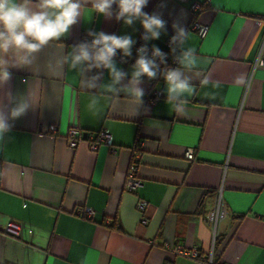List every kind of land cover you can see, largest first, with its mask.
I'll return each mask as SVG.
<instances>
[{
  "label": "crops",
  "instance_id": "obj_1",
  "mask_svg": "<svg viewBox=\"0 0 264 264\" xmlns=\"http://www.w3.org/2000/svg\"><path fill=\"white\" fill-rule=\"evenodd\" d=\"M193 2L203 5L200 12H192ZM90 7L29 68L10 69L0 89V96L28 92L35 104L10 122L0 143V264H264V0H149L143 11L159 13L166 31L147 42L139 21L127 26ZM193 21L209 26L203 37ZM174 22L191 33L199 57L188 73L195 92L183 114L166 102L164 80L145 77L140 105L123 93L108 95L96 117L87 104L99 91L82 86L66 65L54 67L86 31L129 35L132 49L165 48ZM116 63L130 75L133 64ZM98 71L107 82L106 70L88 75ZM155 89L163 95L150 103ZM71 127L109 130L116 152L107 145L91 150L86 139L70 147ZM135 154L142 183L128 192ZM218 195L227 215L214 230L206 216ZM138 198L147 202L146 225ZM82 207L93 209V218L80 215ZM10 220L22 224L19 237L5 232ZM178 245L202 258L176 253Z\"/></svg>",
  "mask_w": 264,
  "mask_h": 264
},
{
  "label": "clouds",
  "instance_id": "obj_2",
  "mask_svg": "<svg viewBox=\"0 0 264 264\" xmlns=\"http://www.w3.org/2000/svg\"><path fill=\"white\" fill-rule=\"evenodd\" d=\"M149 0H0V89L9 83L12 77L10 69L29 68L37 55L53 41L66 37L75 24L84 18V9L91 5V14L103 15L106 19L115 16L132 26L139 21L143 27L142 39H159L166 31V21L159 13L148 14L143 11ZM117 10L113 11V5ZM175 34L170 39L171 50L178 67H164L166 55L153 45L151 56L147 44L137 49V59L131 66V73L117 66V53L122 57L131 56L135 41L129 35L107 34L103 31H89L91 41L80 42L56 60L54 67L63 70L66 65L81 77V84L87 89L98 90L89 97L87 109L99 117L103 108L101 100L105 96H119L121 93L142 103L144 90L141 84L146 77L149 80L158 76L165 81L166 102L177 114H183L188 97L195 88L191 76L198 65L199 57L195 47L189 45L191 33L180 23L172 25ZM203 31V30H202ZM106 70L109 76L103 81V71L95 75L88 73ZM125 81H127L125 83ZM238 82H242L238 81ZM30 93L13 94L6 91L0 96V143L11 131V121L22 117L33 107Z\"/></svg>",
  "mask_w": 264,
  "mask_h": 264
},
{
  "label": "built area",
  "instance_id": "obj_3",
  "mask_svg": "<svg viewBox=\"0 0 264 264\" xmlns=\"http://www.w3.org/2000/svg\"><path fill=\"white\" fill-rule=\"evenodd\" d=\"M202 4L199 2H193L191 4V10L194 13L200 12L202 10ZM191 29L194 30L199 36H204L208 29L209 26L207 24L199 23L197 21H193L191 25ZM203 30V31H202ZM172 36H169L166 40V47L165 48H160L162 52H164L166 55V64L161 65V70L164 67H172L175 68L178 66V64L174 60V53L172 52L171 48L172 46L170 45V39ZM92 37L88 35V32H84L81 35L80 42H85L88 41L90 42ZM145 44H138L134 46V48L131 50V56L129 57H122V55L117 53V56L115 59L120 62L122 66H127L129 64H134L135 60L137 59V49L140 48ZM148 47V55L151 56V49L152 45L147 44ZM260 64H264L263 60H260ZM156 80H163L162 77L158 76L156 79L151 80L152 82H155ZM163 95L161 90H153L151 94L149 95V102L150 103H155L160 100L161 96ZM58 131V126L55 124H51L48 128V132L54 134ZM88 140L89 142V147L91 150H97L100 145H107L111 152L115 153L117 148L113 145V138L111 136V133L107 129H100L97 131H82L77 127H71L69 128L67 132V142L68 145L72 148H75L82 140ZM186 158L189 160H192L194 158V150L193 149H188L185 153ZM139 157L140 154H135L132 158V162L130 164L128 173H127V178H126V184H125V189L128 192H135L141 185L142 181L139 177ZM137 209L141 213V223L146 225L148 223V217L146 215V209H147V202L141 198H138L137 200ZM77 212L85 216L86 218H93L94 216V210L89 208V207H82L78 208ZM227 215V211L225 207L223 206L221 202V197L218 195L217 201L215 203V206L213 209L207 214L206 218L208 221L213 225L214 230H216L218 223L222 218H224ZM22 230V224L17 221L10 220L7 222L6 227H5V232L13 237H19L20 233ZM173 250L181 255L188 256L194 259H200L202 256L199 254L198 250L196 248H185L181 245L174 246ZM207 262L209 261L208 258H205ZM208 264H211L209 261Z\"/></svg>",
  "mask_w": 264,
  "mask_h": 264
},
{
  "label": "trees",
  "instance_id": "obj_4",
  "mask_svg": "<svg viewBox=\"0 0 264 264\" xmlns=\"http://www.w3.org/2000/svg\"><path fill=\"white\" fill-rule=\"evenodd\" d=\"M203 6V5H202ZM216 241H217V239H216ZM216 241H215V243H216Z\"/></svg>",
  "mask_w": 264,
  "mask_h": 264
}]
</instances>
